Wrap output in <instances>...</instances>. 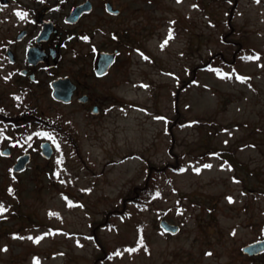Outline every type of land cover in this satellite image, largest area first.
I'll list each match as a JSON object with an SVG mask.
<instances>
[{
    "label": "rangeland",
    "instance_id": "obj_1",
    "mask_svg": "<svg viewBox=\"0 0 264 264\" xmlns=\"http://www.w3.org/2000/svg\"><path fill=\"white\" fill-rule=\"evenodd\" d=\"M16 1L57 16L85 0L0 1V32L18 21ZM91 1L81 56L120 49L98 84L105 109L35 101L79 152L50 136L51 160L36 153L41 138L14 145L34 154L22 174L0 159V264H264L241 249L264 238V0ZM175 162L181 171L163 173L144 205L123 202L150 167ZM121 206L114 226L93 231Z\"/></svg>",
    "mask_w": 264,
    "mask_h": 264
},
{
    "label": "flooded vegetation",
    "instance_id": "obj_2",
    "mask_svg": "<svg viewBox=\"0 0 264 264\" xmlns=\"http://www.w3.org/2000/svg\"><path fill=\"white\" fill-rule=\"evenodd\" d=\"M0 1L2 4L9 2ZM16 3L21 8L18 12L27 15L24 19L17 17L18 21L12 30L10 28L0 32V159L12 158L15 164L21 155L28 154L31 164L33 152L25 150L16 155L14 145L20 142L33 145L35 138H41L43 140L39 144V151L36 150V153L41 155V144L50 138L49 113L35 101L51 96L62 105L76 106L88 116L98 115L105 109L98 100V84L108 78L118 62L120 53L104 75H99L96 71L100 53L115 52L118 48L113 51L97 50L95 56L88 58L89 60L81 56L80 52L84 49L83 40L88 36V32L82 29V23L87 16L94 13L93 6L90 13L70 20L73 8L65 14L52 16L54 7L45 5L42 9H34L24 3ZM48 26L50 27L47 28ZM66 59H70L71 64H77V68L71 69L73 66ZM65 62L69 66H66ZM60 78H69L72 83V95L67 102L57 100L53 96L52 84ZM19 129H26V135L20 136ZM3 142L8 144L3 147ZM5 149L9 151L3 154Z\"/></svg>",
    "mask_w": 264,
    "mask_h": 264
},
{
    "label": "water",
    "instance_id": "obj_3",
    "mask_svg": "<svg viewBox=\"0 0 264 264\" xmlns=\"http://www.w3.org/2000/svg\"><path fill=\"white\" fill-rule=\"evenodd\" d=\"M108 10L111 12L117 13L119 12V9H114L111 3L107 4ZM92 9V3L88 0L85 3L75 7L72 10V13L69 16L70 20H76L80 17L81 14L84 12H90ZM48 26L47 28H49ZM116 51L115 53H107L102 52L99 55L98 61H97V67L96 71L99 75H104L108 72L109 67L115 62L116 57ZM69 78H60L53 82V96L55 99L67 102L71 98L72 90H71V81H69ZM68 87V88H67ZM42 148V155L46 157L47 159L51 158L54 153V148L50 142L45 141L41 145ZM9 150L5 149L3 151V154L7 153ZM30 162V155L24 154L21 155L18 162L15 164L14 171L15 172H22L27 168V164ZM159 225L162 230L165 232H168L170 234H177L180 230V226L174 223H171L169 221H166V219H162L159 221ZM243 251L252 256H258L264 253V239L261 238V240L254 241L250 244L245 245L243 248Z\"/></svg>",
    "mask_w": 264,
    "mask_h": 264
},
{
    "label": "trees",
    "instance_id": "obj_4",
    "mask_svg": "<svg viewBox=\"0 0 264 264\" xmlns=\"http://www.w3.org/2000/svg\"><path fill=\"white\" fill-rule=\"evenodd\" d=\"M236 2H238V0H234V3ZM230 17L232 19V13H230ZM50 129V135L57 136L59 139L65 141V144L69 145L70 150L78 154L79 146L74 138V135L68 133L65 130L64 123L61 117H50ZM164 169L165 171H163ZM181 169L182 166H180V164H177V162L167 163L164 167L161 168L154 167L153 169L150 167V171H148V175L144 184L141 186H135L132 190H130L129 193L123 198V202L133 207H141L142 205H144V203L147 202L148 199L152 198L155 194L158 178L163 176V173L171 170H173V172L175 173H179ZM4 199L9 202L7 198ZM1 204L3 208H5V205L3 203ZM123 212L124 206L113 208L112 210L108 211L103 221L95 222L92 224L93 231L95 232L97 228L105 229L108 226H114L116 219L120 217ZM5 213L7 212L4 211L0 213V217H4ZM13 214L14 212H11V215L9 214L8 216L11 217ZM110 219L112 220L110 221ZM137 238V244H140L143 241L142 235H139Z\"/></svg>",
    "mask_w": 264,
    "mask_h": 264
},
{
    "label": "snow or ice",
    "instance_id": "obj_5",
    "mask_svg": "<svg viewBox=\"0 0 264 264\" xmlns=\"http://www.w3.org/2000/svg\"><path fill=\"white\" fill-rule=\"evenodd\" d=\"M16 15L20 18V19H24L25 16L27 15L26 13H20L17 12ZM258 58V57H257ZM145 59H147V57H145ZM248 59H253V57H248ZM239 79H244L242 77H238ZM205 167H211L210 165H205ZM11 191V190H10ZM6 211V209L3 208L2 205H0V213ZM130 251H135V249H131Z\"/></svg>",
    "mask_w": 264,
    "mask_h": 264
}]
</instances>
